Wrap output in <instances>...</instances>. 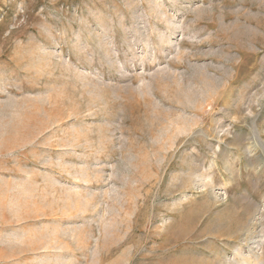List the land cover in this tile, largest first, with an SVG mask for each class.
Masks as SVG:
<instances>
[{
  "label": "rangeland",
  "instance_id": "374dc122",
  "mask_svg": "<svg viewBox=\"0 0 264 264\" xmlns=\"http://www.w3.org/2000/svg\"><path fill=\"white\" fill-rule=\"evenodd\" d=\"M264 264V0H0V264Z\"/></svg>",
  "mask_w": 264,
  "mask_h": 264
},
{
  "label": "bare ground",
  "instance_id": "6f19581e",
  "mask_svg": "<svg viewBox=\"0 0 264 264\" xmlns=\"http://www.w3.org/2000/svg\"><path fill=\"white\" fill-rule=\"evenodd\" d=\"M244 264V263H243Z\"/></svg>",
  "mask_w": 264,
  "mask_h": 264
}]
</instances>
